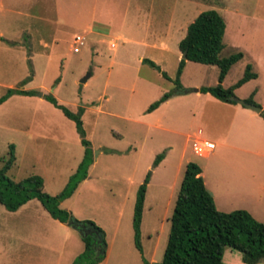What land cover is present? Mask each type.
Wrapping results in <instances>:
<instances>
[{
    "label": "rangeland",
    "instance_id": "obj_1",
    "mask_svg": "<svg viewBox=\"0 0 264 264\" xmlns=\"http://www.w3.org/2000/svg\"><path fill=\"white\" fill-rule=\"evenodd\" d=\"M230 7L238 11L229 15ZM211 8L226 22L220 56L243 53L222 85L235 83L252 64L256 79L234 94L244 99L256 90L254 100L261 106L264 0H0V97L8 88L35 91L0 103V167L14 144L9 177L40 175L45 192L62 190L77 171L85 146L74 121L46 95L72 112L84 106L81 120L93 162L86 180L60 207L103 229L106 258L99 264H141L132 217L138 187L148 172L140 241L145 259L161 261L187 162L203 166L213 159L193 152L197 128L220 151L216 135L225 111L231 110L195 91L215 85L219 68L186 60L180 85L174 83L182 58L178 43L194 17ZM74 35L84 37L82 45L74 44ZM164 93L171 95L148 111ZM230 154L220 158L232 165ZM239 172L234 167L231 173ZM82 250L79 231L52 218L37 199L16 211L0 203V264H72Z\"/></svg>",
    "mask_w": 264,
    "mask_h": 264
},
{
    "label": "trees",
    "instance_id": "obj_2",
    "mask_svg": "<svg viewBox=\"0 0 264 264\" xmlns=\"http://www.w3.org/2000/svg\"><path fill=\"white\" fill-rule=\"evenodd\" d=\"M225 27L223 16L212 8L203 10L194 17L187 25L184 37L178 43L180 52H185L186 57L181 58L178 62L174 83L177 86L180 85L179 78L186 60L216 65L219 68L218 82L213 86H201L199 91L210 93L221 101L235 103L234 90L255 78L256 73L251 70V65L247 64L242 77L233 85L228 87L222 85L229 69L243 57V53L240 51L220 56L224 47ZM142 62L160 70L159 66L150 59L143 58ZM30 73L33 74L31 68ZM31 75L25 78L22 84L29 82ZM162 75L167 77L165 72H162ZM33 93H35L33 90L8 88L5 95L0 97V103L13 94ZM170 95L171 93H164L149 105L148 111L157 108ZM46 98L61 109L67 118L74 121L81 143L85 146L82 161L63 189L51 195L44 191V181L40 175H29L20 180H13L8 176L7 172L16 160L15 146L10 144L6 156L1 158L0 203L7 210L16 211L29 200L38 199L52 218L67 223L79 231L84 248L74 258L72 264H99L104 259L107 248L103 229L92 220L73 218L70 211L60 207V203L71 196L79 182L86 178L87 169L93 162L89 141L85 138L81 120L84 106H78L77 111L72 112L59 104L52 95H46ZM244 101L258 105L252 97H248ZM260 115L264 119V109ZM163 156V152L156 156L154 166ZM200 173L201 168L197 163L187 162L170 217V229L162 260L150 263L142 255V264H225L223 261L225 248L240 252L244 263L264 262V223L255 219L245 209H235L230 212L218 210ZM149 177L150 172L146 174L144 181L138 187L133 207L134 245L141 254L140 226Z\"/></svg>",
    "mask_w": 264,
    "mask_h": 264
},
{
    "label": "crops",
    "instance_id": "obj_3",
    "mask_svg": "<svg viewBox=\"0 0 264 264\" xmlns=\"http://www.w3.org/2000/svg\"><path fill=\"white\" fill-rule=\"evenodd\" d=\"M232 9L233 11H238L230 7L228 10L229 15L232 14ZM219 11L221 12V10ZM115 46V43L110 44L111 48H114ZM179 57H181L180 54L178 59ZM250 65L251 70L255 72L253 70V65ZM256 77L252 79H256ZM241 86L237 87L236 89L240 88ZM196 92H200L199 88ZM255 92L256 90H254L248 97H252L254 100ZM205 94L209 96L211 95L210 93ZM221 102L222 104H225L231 111H225L226 118L223 121L224 125L219 131V134L216 135L218 137L220 151L216 153V144L203 136V128H197L198 138L210 141L214 144V148L212 150L201 156L213 159H211V161L205 165L200 166V175L203 178L206 188L212 194L215 206L218 210L230 212L235 209H245L255 219L264 223V119L261 117L260 113H257L238 102ZM261 107L263 110L264 103L261 104ZM229 151L231 153L230 159L232 160V165H229L226 163V161L220 158L222 157L223 153ZM234 167H237V169L240 170L238 174L231 173L233 172ZM83 180H86V178ZM235 184L237 185L236 188ZM142 255L143 254H141V260ZM105 258L106 255L104 259ZM104 259L102 261H104ZM223 261L225 264H247L242 261L240 252L230 248H225L223 253ZM149 262L153 263L154 261L150 260ZM255 264H264V262Z\"/></svg>",
    "mask_w": 264,
    "mask_h": 264
},
{
    "label": "built area",
    "instance_id": "obj_4",
    "mask_svg": "<svg viewBox=\"0 0 264 264\" xmlns=\"http://www.w3.org/2000/svg\"><path fill=\"white\" fill-rule=\"evenodd\" d=\"M82 40H84V37L81 35H74L73 42L74 44L82 45ZM74 52H77L79 48L77 46L73 47ZM192 150L196 155L203 156L210 150L214 148V144L210 141L201 139V138H195L192 141Z\"/></svg>",
    "mask_w": 264,
    "mask_h": 264
},
{
    "label": "water",
    "instance_id": "obj_5",
    "mask_svg": "<svg viewBox=\"0 0 264 264\" xmlns=\"http://www.w3.org/2000/svg\"><path fill=\"white\" fill-rule=\"evenodd\" d=\"M186 57V53L183 52L182 53V58H185ZM90 76V72L87 73L82 79H81V82H85L86 79ZM195 91H198V89H195ZM235 101L240 103L241 105H244L245 107L257 112V113H260L262 111V107L259 106V105H255V104H251V103H247L245 102L243 99H239V98H235Z\"/></svg>",
    "mask_w": 264,
    "mask_h": 264
}]
</instances>
